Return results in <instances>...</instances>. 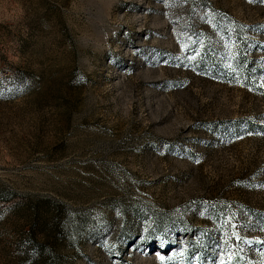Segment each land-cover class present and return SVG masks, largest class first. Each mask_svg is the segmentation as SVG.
I'll return each mask as SVG.
<instances>
[{
  "label": "rangeland",
  "instance_id": "1",
  "mask_svg": "<svg viewBox=\"0 0 264 264\" xmlns=\"http://www.w3.org/2000/svg\"><path fill=\"white\" fill-rule=\"evenodd\" d=\"M0 264H264V0H0Z\"/></svg>",
  "mask_w": 264,
  "mask_h": 264
}]
</instances>
